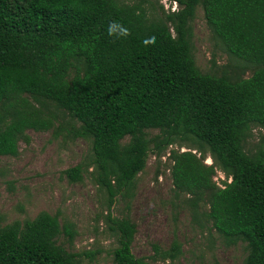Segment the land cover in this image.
I'll list each match as a JSON object with an SVG mask.
<instances>
[{
	"label": "trees",
	"instance_id": "16d2710c",
	"mask_svg": "<svg viewBox=\"0 0 264 264\" xmlns=\"http://www.w3.org/2000/svg\"><path fill=\"white\" fill-rule=\"evenodd\" d=\"M172 1L177 9L153 0H0V154L17 155L29 128L60 134L54 108L67 112L79 122L69 133L91 143L87 166L111 208L151 152L185 145L170 152L175 193L196 211L206 204L226 245L246 243L245 264H264V148L244 146L253 127L264 128V0ZM198 6L224 48L252 65L250 76L197 65L191 22ZM153 128L160 132L148 137ZM87 166L64 172L81 181ZM217 169L230 177L223 186ZM107 217L118 241L114 264H149L132 250L136 223ZM3 219L0 212V264H80L82 254L59 242H73V221L45 210ZM154 249L165 260L183 253L177 238Z\"/></svg>",
	"mask_w": 264,
	"mask_h": 264
},
{
	"label": "rangeland",
	"instance_id": "374dc122",
	"mask_svg": "<svg viewBox=\"0 0 264 264\" xmlns=\"http://www.w3.org/2000/svg\"><path fill=\"white\" fill-rule=\"evenodd\" d=\"M153 1L158 7L163 4L167 10L178 8L172 0ZM191 26L193 54L202 71L231 77L252 74V65L231 55L215 37L202 6H198ZM54 110L59 113L63 126L60 134L55 133L54 127L48 130L29 128L26 130L29 139L19 140L17 155L0 154L3 224L34 218L43 210L58 213L62 223L73 221L76 224L78 233L73 242L70 243L66 236H60L59 242L82 254L80 264H114L118 241L107 217L111 211L113 216L129 217L136 223L132 250L149 264H245L246 243L226 245L204 215L206 204H201L196 211L186 194L175 193L170 152L173 148L185 150V145H171L159 156L151 152L134 185L123 195L118 194L110 208L108 192L95 182L94 168L87 166L92 158L91 143L74 137L67 130L79 122L72 120L67 112ZM146 131L148 137L160 132L154 128ZM129 139L127 136L123 142ZM244 146L250 153L264 148V128L253 127ZM205 161H213L209 152ZM79 163L88 170H84L81 181H71L64 171ZM214 179L223 186L230 177L217 169ZM174 238L182 243L183 253L175 260L162 259L156 254L154 244L167 249ZM87 252H93L94 256Z\"/></svg>",
	"mask_w": 264,
	"mask_h": 264
}]
</instances>
